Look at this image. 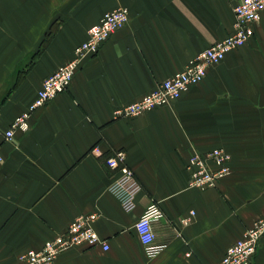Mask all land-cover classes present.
Listing matches in <instances>:
<instances>
[{"label":"crops","instance_id":"0c3cea01","mask_svg":"<svg viewBox=\"0 0 264 264\" xmlns=\"http://www.w3.org/2000/svg\"><path fill=\"white\" fill-rule=\"evenodd\" d=\"M240 1L0 0V264H15L91 213L109 249L71 248L56 264H215L264 218V12L251 41L175 103L115 116L230 35ZM123 6L129 23L32 115L28 131L7 139L43 80ZM214 148L229 152L232 173L217 188H191L190 156ZM117 151L133 178L107 165ZM117 181L132 198L111 190ZM152 202L164 213L154 230L165 248L154 258L135 228ZM253 264H264V238Z\"/></svg>","mask_w":264,"mask_h":264},{"label":"built area","instance_id":"2783aa9c","mask_svg":"<svg viewBox=\"0 0 264 264\" xmlns=\"http://www.w3.org/2000/svg\"><path fill=\"white\" fill-rule=\"evenodd\" d=\"M233 11L234 24L230 35L211 44L191 59L183 70L160 82L139 100L118 108L115 111L116 118H133L156 108L172 105L193 86L202 82L211 66L223 61L232 50L249 43L254 37L255 25L264 12V0H241L234 6ZM129 20V9L119 7L106 12L100 22L89 28L87 39L75 48L73 57L43 80L36 99L27 111L13 120L5 132L6 138L13 139L16 130L28 131L32 115L59 94L66 92L84 60L97 54L112 34L126 26ZM3 160L0 152V164ZM230 160L231 155L224 148H214L206 152L194 150L186 164L190 174L189 186L200 190L217 188L232 173ZM107 165L111 169L119 170L128 179L134 176L123 151H117L115 155L108 157ZM111 190L124 201L132 198V193L118 181L112 185ZM163 217L160 205L152 202L135 224L139 239L151 258L158 256L165 248L164 244L156 243L154 230V223ZM97 219V213L78 216L66 230L48 240L43 247L30 249L20 255L15 264H56L62 252L75 247L100 246L108 250V242L95 229ZM185 223L189 224L190 219L187 218ZM263 238L264 218H261L247 228L243 236L229 246L223 258L215 264H253Z\"/></svg>","mask_w":264,"mask_h":264},{"label":"rangeland","instance_id":"374dc122","mask_svg":"<svg viewBox=\"0 0 264 264\" xmlns=\"http://www.w3.org/2000/svg\"><path fill=\"white\" fill-rule=\"evenodd\" d=\"M124 7V6H123ZM119 8V7H118ZM127 8V7H126ZM111 11H113V10H111ZM108 12H110V11H108ZM94 26V25H93Z\"/></svg>","mask_w":264,"mask_h":264}]
</instances>
